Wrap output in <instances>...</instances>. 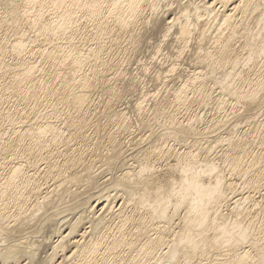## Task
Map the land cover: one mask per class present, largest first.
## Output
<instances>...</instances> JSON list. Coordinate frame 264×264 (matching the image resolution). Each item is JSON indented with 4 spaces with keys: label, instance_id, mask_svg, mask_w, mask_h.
Segmentation results:
<instances>
[{
    "label": "bare ground",
    "instance_id": "6f19581e",
    "mask_svg": "<svg viewBox=\"0 0 264 264\" xmlns=\"http://www.w3.org/2000/svg\"><path fill=\"white\" fill-rule=\"evenodd\" d=\"M14 2L0 11V264H260L264 0ZM213 103L200 128L190 109Z\"/></svg>",
    "mask_w": 264,
    "mask_h": 264
},
{
    "label": "rangeland",
    "instance_id": "374dc122",
    "mask_svg": "<svg viewBox=\"0 0 264 264\" xmlns=\"http://www.w3.org/2000/svg\"><path fill=\"white\" fill-rule=\"evenodd\" d=\"M39 59H40V57H38ZM263 73L264 72H259V74H261V75H263ZM107 74V73H106ZM106 79H107V77L106 76H104V79L100 82V85H101V88L100 89H98V90H95L94 92H93V94L91 95V99H93L94 100V102H93V104L91 105V108H94V109H96L97 110V112L99 111V110H101L102 109V104H103V101H104V98L105 97H107L108 96V94H107V92H106V90H104V88H106V87H108V85H107V83H106ZM256 82H254V84H255ZM249 84H250V82H246V81H244L243 83H241V85L244 87L245 86V88H248V86H249ZM162 86V85H161ZM153 87H151V89H152ZM158 88H161L160 86H158ZM163 90V89H162ZM134 94H133V93ZM131 93L130 92H128L129 94L126 96V98H125V100L126 101H128V99H130V102H129V104L131 103V104H133V102H136V97H138V91L137 90H135V91H132ZM137 92V93H136ZM136 93V94H135ZM0 96H1V94H0ZM135 96V97H134ZM133 100V101H132ZM234 101H227V103L228 104H226V106H227V109L226 110H229V111H231V109H232V107H233V105H232V103H233ZM230 103V104H229ZM214 104V105H213ZM213 104H211L212 106H210V105H208L207 107L205 106H200V108L197 106V104H195L191 109H190V111L191 110H193V111H195L194 113H196V114H198L199 115V117L201 118L202 116H205L204 118V120L202 121L203 123H200L199 124V126H200V128H202V127H205V125H207L209 122L208 121H210L211 123H209V124H212V121L213 120H215L216 119V117L217 116H219V114H220V111H218V109H217V105H215V103H213ZM9 104H5V106L4 107H7ZM128 105V104H127ZM216 108H215V107ZM124 107V106H123ZM218 111V112H217ZM228 111V112H229ZM217 112V113H216ZM98 115H99V113H97ZM203 114H205V115H203ZM218 114V115H217ZM183 115H184V113H183ZM183 115H180V116H183ZM217 115V116H216ZM100 117H102L101 115H99ZM185 116V118L187 117L186 115H184ZM183 116V117H184ZM213 117H215V118H213ZM264 116H262V117H260V118H263ZM214 122V121H213ZM242 125H240L239 127H243V128H246L247 127V124H245V120L241 123ZM221 125V124H220ZM219 125V126H220ZM218 125H216L215 127H219ZM221 127H223V129L222 128H215L216 130V132H214V133H212L211 134V136L212 135H214V134H217V133H219V132H222L223 130H224V126H222L221 125ZM107 128V129H106ZM106 128H103L104 130L102 131V134H101V136H100V138H101V140H102V144L104 145V144H106L107 145V133H108V135H109V131L110 130H112V127L110 126V124H107V126H106ZM218 129V130H217ZM242 129V128H241ZM146 130V131H145ZM219 131V132H218ZM150 133V131L148 130V129H143V130H133V133L131 134V135H129L128 136V138L127 139H129V137L130 138H133L132 139V141H133V143L135 144V148H139L140 146H141V142H140V139H142V137L144 138V137H147V135ZM125 135H127V134H125ZM106 145H104V146H106ZM181 145H177V147L179 148ZM184 149H185V147H183Z\"/></svg>",
    "mask_w": 264,
    "mask_h": 264
},
{
    "label": "snow or ice",
    "instance_id": "6c2138e0",
    "mask_svg": "<svg viewBox=\"0 0 264 264\" xmlns=\"http://www.w3.org/2000/svg\"><path fill=\"white\" fill-rule=\"evenodd\" d=\"M19 8V5L12 0H0V11H3L5 15H16V10ZM27 14V13H26ZM136 87L140 86V82H137ZM35 264H40V261H35ZM183 264H194V261H184ZM260 264H264V259H261Z\"/></svg>",
    "mask_w": 264,
    "mask_h": 264
}]
</instances>
